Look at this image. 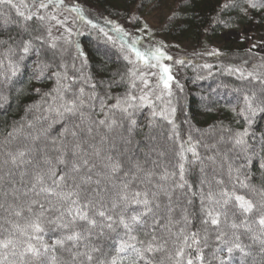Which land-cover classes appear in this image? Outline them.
<instances>
[{
  "label": "snow or ice",
  "instance_id": "1",
  "mask_svg": "<svg viewBox=\"0 0 264 264\" xmlns=\"http://www.w3.org/2000/svg\"><path fill=\"white\" fill-rule=\"evenodd\" d=\"M246 3L252 9L264 8V0H246ZM4 5L15 8L23 18L18 38H0V46L7 45L3 56L12 68V75H16L18 65L11 57L17 53L20 61L30 54L39 57L42 49L53 50V62H38L37 78L43 77L49 69L54 70L48 77L53 80V87L43 92L41 101L29 106V111L36 109L40 114L26 123L13 122L11 130L0 140V187L6 183L11 185L0 193L4 197L0 200V210L7 214L0 215V264H157L159 253H166L171 264H205L203 249L209 246L213 236L212 255L218 264H233L237 258L240 264H245L246 257L252 254V244L260 245V252L264 253V176L257 186L252 183L251 173L254 158H259V167L264 169V155H261L264 134L256 141L255 148L248 139L251 136L255 140V134L249 129L257 115L264 113V102L254 105L255 92L244 94L246 107L239 113L248 127L229 135L227 140L223 135L219 138L220 143L231 144L227 151L236 153L242 162L229 161L225 153L227 180L214 176V186L202 179L199 192L192 193L200 197L199 214L190 212L193 201L185 191L191 189L185 179L186 164L200 161L201 157L192 144L191 135L186 141L180 140L176 108L157 111L149 99L161 84L169 96L172 94L170 81L174 77L170 66L160 63L166 57L162 49L142 51L137 47L139 38L128 43L126 38L130 34L119 25H113L112 31L121 41V51L125 52L124 59L134 65V69L128 72L129 91L117 96L112 105L101 99L103 118L97 119L93 103L97 99L96 84L85 71L88 61L80 45H75L71 64L63 59L67 49L60 50V62L55 63L58 43L48 25L55 21L64 26L67 17L60 20L51 13L41 14L49 5L64 6V0H32L35 11L29 10L27 14L20 11L13 0H0V6ZM64 7L76 14L75 20H85L79 5ZM227 7L229 5L224 4L221 10ZM131 19L138 21L139 17ZM33 20L34 25L27 23ZM86 22L93 29L98 28L108 40H113L103 27L92 20ZM213 22L221 21L216 17ZM104 23L112 24V21ZM144 27L147 29V25ZM42 29L47 35L40 34ZM66 31L71 34V29ZM64 43L71 41L65 38ZM211 54L218 53L214 50ZM3 62L0 60V64ZM140 62L146 69H159L158 80L152 88L145 78L146 73L139 71ZM247 77L264 85V79L253 72H248ZM137 80L143 85L139 96L132 94V90L137 89ZM83 85H88L92 91L86 92ZM176 86L180 87L178 82ZM35 91L40 93L41 89ZM155 98L160 99V96ZM0 100H3L0 103L3 108L7 98L0 97ZM144 107H151L152 111L145 125L147 131L142 132L138 113ZM157 117L170 125L166 140L179 143L176 163L171 170L158 159L173 149L171 145L161 147L165 138L156 123ZM137 136L142 138L137 139ZM210 147L216 152L207 159L215 163L220 152L215 143ZM188 152L192 160L187 157ZM224 166L222 163L221 169ZM9 195L14 202L7 200ZM182 196L186 201L183 206ZM177 208H180L179 219L174 218ZM194 219L199 227L192 230ZM177 225L180 227L174 230ZM254 225L258 226V231L253 230ZM242 237L248 238L251 244H245ZM170 242L172 250L168 249ZM57 249L67 252L70 259L65 262L56 254Z\"/></svg>",
  "mask_w": 264,
  "mask_h": 264
},
{
  "label": "trees",
  "instance_id": "2",
  "mask_svg": "<svg viewBox=\"0 0 264 264\" xmlns=\"http://www.w3.org/2000/svg\"><path fill=\"white\" fill-rule=\"evenodd\" d=\"M159 1L161 0H83V3H81L77 0H64V6L79 5L82 12L92 20L95 19L97 13L106 14L110 21L115 22L130 34L126 38L128 43H131V35H136L139 38L137 47L142 48L143 51L160 47L162 51L174 55L177 52L175 47L168 48L163 45H154L149 40L139 37L140 34L137 30L142 24L141 14L144 9ZM13 3L19 7L20 11L26 14L29 10L35 11V7L33 8L32 6L31 8L29 6L28 0H13ZM181 3L183 6L182 13L179 14L177 23L169 29V32L173 38L178 34L180 36H189L196 43L195 48L207 40L220 36L223 31L235 26L236 23L248 24L256 19L255 27L264 31V8H249L246 0H181ZM224 4H228L229 7L221 10V6ZM25 5H28V7L26 8ZM64 6L54 8L49 5L48 9L41 10V14L51 13L58 17L60 15L58 12L64 11L68 12L72 18L76 16V14L66 10ZM243 6L247 9V14L245 15L242 13ZM132 16L139 17V20L132 21ZM216 17H219L221 22L214 23L213 21ZM61 18L63 17L61 16ZM22 20L23 18L18 15L15 8L7 5L0 6V38L6 39L8 36L18 38L21 32L20 23ZM27 23L34 25L36 22L33 20ZM73 23L72 25L67 20L64 26H60L55 21H51L48 25L52 27V37L57 38L58 43V49L55 50L57 52L55 63L60 62V50L67 49L63 54V59L68 64H71L75 55V45L77 43L80 45L88 61L85 71L91 75L92 82L96 84L97 99L93 102L95 104V118L102 119L100 100L103 99L107 105H112L116 103L117 96H123L129 91L130 78L128 72L130 69H134V65L129 64L124 59L125 52L121 51V41L114 31L108 30L107 26L109 24H105L103 28L109 36L113 37L111 41L98 28H85L82 31L83 21L75 20ZM66 29H71V34ZM40 34L47 35L43 29ZM25 38H27L26 34ZM65 38L70 40L71 43H64ZM6 48L7 45L0 46V60L4 61L3 64H0V97L7 98L5 106L0 108V140L4 138L7 131L11 130L13 122L26 123L28 120H32L35 115H39L40 113L36 109L29 111V106L41 101L43 92L49 91L53 87V80L48 77L54 69L45 71L43 77L37 78L40 72L38 62H53V50L45 52L42 49L39 57L35 54H30L23 61L18 60L19 53H17V56L11 57L18 65L16 75L13 76L12 68L9 66L8 60L3 56V51ZM126 49L127 46L125 45ZM216 52L218 53L216 55L211 54L213 52L187 53L184 55L185 58H183L184 63L179 65L180 72L178 73H181V77L179 76L176 79L174 76L177 81L180 79V82H178L180 87L176 86V80L171 81V85H173L171 87V96L167 94L168 90L163 88L155 89L149 96L157 111L168 107L176 108L175 122L178 126L180 140L186 141L188 136L191 135L192 144L201 157L200 161H192V163L186 164L187 171L185 174V179L191 185L190 191L185 190L188 198L193 201L190 212H196L197 214H199L200 197L199 195L193 196L192 193L199 192L200 180L206 177V180L209 179L208 182H211L214 186V176L227 180L225 153H227L229 161H233L236 164L242 162L241 158H237L236 153L227 151L231 144L220 143L219 138L223 135L227 140L229 135L236 131H243L245 127H248L244 117L239 114L241 109L246 107L244 94L251 95L253 92L256 93L254 105L257 102H264V85H261L258 80L252 77H247L248 72H253L261 79H264V55L244 47H227ZM101 53H106L107 55L102 56ZM132 58L134 59V56ZM76 64L79 67L80 61L77 60ZM205 65L210 67H205ZM235 69L240 71H235ZM139 71L146 73L145 78L149 81V88H152L158 80V74L147 75V73H157L156 70L146 69L143 63L140 62ZM69 72L72 74L71 68ZM241 72L244 73L243 77ZM121 76L124 77L123 80H121ZM113 81L115 83H112ZM110 84L111 86H109ZM83 86L86 92L92 91L88 85ZM37 88L41 89L40 93L35 91ZM141 88H143V85L137 80V89H133L132 94L139 96ZM144 92L147 93L148 89H144ZM109 96L112 98L109 99ZM156 96H160V99H156ZM0 103H3V100H0ZM151 111V107H144L138 113V123L141 124L142 132L147 131L145 125L151 119ZM119 115L117 113V118H119ZM156 123L159 129L164 132L165 139L161 141V147L166 148L167 145H171L173 149L171 153L158 159L167 164L171 170L176 163L175 152L179 151V143L166 140L170 129L167 121L157 117ZM249 131L255 134V140L251 136L248 138L249 143L255 148L257 147L256 141L264 134V113L257 115ZM141 138V136H137V139ZM214 143L220 152L216 156L215 163L207 159L208 156L216 152V149L210 147ZM186 155L189 160H192L190 152L186 153ZM261 155H264V153H261ZM154 158L156 157L154 156ZM222 163L225 166L219 174L216 166H220ZM259 163V158H254L251 165L252 183L257 186L261 185V178L264 176V169H260ZM202 167L204 169L203 172L201 171ZM156 171L159 172L160 169L158 168ZM9 188H11V185L6 183L0 187V193ZM204 188L207 190V185ZM0 200H4L3 195H0ZM7 200L14 202L11 195L7 197ZM185 202V197L182 196L181 206ZM0 215L7 214L0 210ZM179 216L180 208H177L174 218L179 219ZM179 227L180 225H177L174 230ZM197 227H199V224L194 219L192 230ZM253 230L258 231V226L254 225ZM140 236L142 239L144 238L143 233ZM45 239L48 240V237L46 236ZM242 240L245 244H251V241L246 237H242ZM48 242L51 243L50 240ZM214 247L213 236L209 241V246L203 249L205 264H218L212 255ZM172 248L173 246L170 242L168 249L172 250ZM250 251L252 254L246 257L245 264H264V253L260 252V245L252 244ZM56 254L62 257L65 262L70 259L67 252H62L59 249H57ZM192 255L195 256V252ZM236 256L239 257V253ZM156 261L157 264H160V261H163V264H171L166 258V253L157 254ZM233 264H240L239 259H235Z\"/></svg>",
  "mask_w": 264,
  "mask_h": 264
},
{
  "label": "rangeland",
  "instance_id": "3",
  "mask_svg": "<svg viewBox=\"0 0 264 264\" xmlns=\"http://www.w3.org/2000/svg\"><path fill=\"white\" fill-rule=\"evenodd\" d=\"M77 1L83 3V0H77ZM28 4L32 8V1L28 0ZM182 8L183 6L181 0H161L155 4L147 6L141 14L142 24L137 29L140 34V35L138 34L139 37L149 40L154 45L156 44L163 45L168 48L172 46L175 47L177 52L174 55H171L170 53L163 51L166 54V57L170 56L172 59L169 60L165 57L160 61V63L170 66L171 75L173 77L175 76L176 79L179 76L181 77V73H178L180 72L179 71L180 64L176 63V61L183 60V58H185L184 55H186L187 53L213 52L214 50L218 51L222 48H227V47H244L247 48L248 50H254L256 53L264 55V31L255 27V23L257 21L256 19L255 21H252L248 24L236 23L235 26H232L231 28L223 31L220 36L212 38V40L210 39L205 41L202 45H200L197 48H195L196 43L189 36H185V35L180 36V34H178L175 36V38H173L169 32L170 31L169 29L172 28V26L177 23L176 22L177 17H179V14L182 13ZM243 9H246L245 6L242 7V13L244 15L247 14V12L243 11ZM58 13L63 18L67 17V20H69L72 25L74 24L72 22L73 18L75 19L74 16L72 18L70 14H68V12H64V11L63 12L59 11ZM83 15L85 17V20L83 21L84 28L82 27V31L85 28L86 29L92 28L86 22L87 20H92V19L88 18V16L85 15L84 13ZM59 16L58 18L60 20H63V18ZM97 16L92 21L94 23H97L100 27H105L104 21L109 20L107 15L97 13ZM113 25H117V24L115 22H112V24H109V26H107L108 30H112ZM145 25H147V29H145L144 27ZM115 35L117 34L115 33ZM133 38H138V36L131 35L130 40ZM141 50L143 51L142 48ZM155 70L157 74H159V69L156 68ZM176 79H174L173 81H175ZM177 82H180V79H178ZM172 86L173 85H171V87ZM160 88H163L162 84ZM216 170L217 173L219 174L223 171V169H221L220 166H216ZM204 180H206V177ZM208 180L209 179H207L206 181ZM206 185L207 183L204 185V187H206Z\"/></svg>",
  "mask_w": 264,
  "mask_h": 264
}]
</instances>
